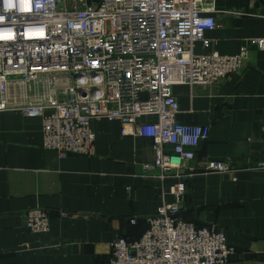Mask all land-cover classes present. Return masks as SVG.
I'll return each instance as SVG.
<instances>
[{
  "label": "built area",
  "instance_id": "2783aa9c",
  "mask_svg": "<svg viewBox=\"0 0 264 264\" xmlns=\"http://www.w3.org/2000/svg\"><path fill=\"white\" fill-rule=\"evenodd\" d=\"M0 0V112L42 120L43 148L60 158L95 156V120L116 121L122 136L149 139L147 174L181 178L135 241L110 245V264H227L235 254L215 226L181 218L187 178L181 170L208 138L207 126L177 122L174 86L213 89L248 63L251 38L234 56L193 53L216 28L209 0ZM154 121L140 122L142 118ZM264 145V128H263ZM255 170L264 172L263 159ZM204 173H235L230 161H209ZM135 224L134 220H131ZM25 227L50 231L48 212L25 213Z\"/></svg>",
  "mask_w": 264,
  "mask_h": 264
},
{
  "label": "crops",
  "instance_id": "0c3cea01",
  "mask_svg": "<svg viewBox=\"0 0 264 264\" xmlns=\"http://www.w3.org/2000/svg\"><path fill=\"white\" fill-rule=\"evenodd\" d=\"M216 28L197 42V56H234L251 38H264V0H209ZM185 126H207L208 138L181 170L186 192L180 216L215 226L235 254L227 264H264V51L249 48L248 63L219 86H174ZM154 121L142 118L140 122ZM95 156L60 158L43 148L42 120L0 112V264H110L113 241L139 239L148 218L172 203L181 178L147 174L152 142L122 136L116 121L95 120ZM209 161H230L235 173H204ZM48 212L50 231L25 227V213ZM135 221V224L131 223Z\"/></svg>",
  "mask_w": 264,
  "mask_h": 264
},
{
  "label": "clouds",
  "instance_id": "9594fccd",
  "mask_svg": "<svg viewBox=\"0 0 264 264\" xmlns=\"http://www.w3.org/2000/svg\"><path fill=\"white\" fill-rule=\"evenodd\" d=\"M5 3H6V7L8 9H11L13 7V3H12V0H5Z\"/></svg>",
  "mask_w": 264,
  "mask_h": 264
}]
</instances>
